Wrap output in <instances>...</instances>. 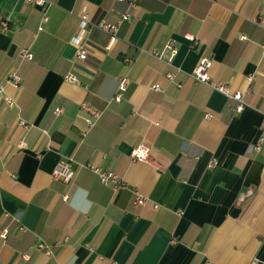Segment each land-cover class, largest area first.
Wrapping results in <instances>:
<instances>
[{
	"label": "crops",
	"instance_id": "crops-1",
	"mask_svg": "<svg viewBox=\"0 0 264 264\" xmlns=\"http://www.w3.org/2000/svg\"><path fill=\"white\" fill-rule=\"evenodd\" d=\"M47 1L0 0V22L10 21L0 29V78L21 77L0 93V264H264V144L255 148L264 25L253 20L264 17V0H138L109 48V33L81 31L82 16L116 21L129 0ZM78 33L85 59L73 42ZM170 40L178 48L172 60ZM202 57L213 60L214 79L248 90L243 111L195 80ZM123 75L131 84L116 101ZM84 102L103 111L85 136ZM141 142L151 146L150 162L131 157ZM66 158L76 172L70 182L52 174ZM86 163L127 186L104 184Z\"/></svg>",
	"mask_w": 264,
	"mask_h": 264
},
{
	"label": "built area",
	"instance_id": "built-area-1",
	"mask_svg": "<svg viewBox=\"0 0 264 264\" xmlns=\"http://www.w3.org/2000/svg\"><path fill=\"white\" fill-rule=\"evenodd\" d=\"M29 3L47 7L50 3L47 0H28ZM130 1V6L131 10H127L123 12L119 19L116 21H109L106 19H102L100 21H91L86 15L82 16L81 20V31H85L88 26L91 27H97L99 29H102L103 31L109 33L110 35V43L107 46L109 48L112 43L116 40L117 38V30L120 25V23L127 19L130 20L134 16V10H137L139 8L138 0H129ZM257 24L264 25V17L263 16H258L253 19ZM0 29L2 31H7L10 29V21L8 19H4L0 22ZM186 37L190 39L192 42H194V45L197 44V40L194 37V35L187 34ZM243 39L247 38L246 35H241ZM73 42L79 45V50L77 52V56L79 59H85L88 55V50L84 46L83 43V35L81 33H78L74 36ZM166 50L170 51V56L169 59L172 60L173 57L176 55L178 52L177 44L174 40L168 41L166 47ZM21 57L31 60L34 58L33 52H31L29 49H21ZM151 54L155 55L158 58H163L164 56V51H158V50H153L151 51ZM127 62H132L133 59L130 57H126L125 59ZM213 65V60L209 57H202L195 67L193 71V77L197 82H203L208 85H210L213 89L227 95L229 98L233 99L236 102V105L233 107V110L235 112H241L245 109L247 103L245 100V95L246 91L242 90H236L232 91L230 86L218 79H214L209 70ZM168 78L171 80L175 79V74L174 73H168L167 74ZM66 79L73 81V82H79V78L72 73H69L66 75ZM253 79V76L250 77V80ZM21 82V77L16 71H13L10 76L6 79H1L0 78V93L2 94L5 89V84L6 83H13V84H19ZM131 84V79L127 75H123L118 77V87H117V92L115 94L114 99L116 101H122L124 94L129 90ZM155 89H161L160 84H155L152 86ZM5 102L9 107H14L17 105L15 99H13L9 95H4ZM82 111L84 112L83 116V121L85 122L86 128L83 130V135L85 136L90 129H92L99 119L102 117L103 111L84 102L82 103ZM63 107H56L55 111L56 113H61L63 111ZM23 124H26L24 121L22 122ZM263 134L259 141L256 143L255 148L257 150H261L264 144V123H263ZM21 148L25 146V142L21 141L19 144ZM131 157L135 160L139 161H145V162H150L151 161V146L145 142H141L138 145H136L131 153ZM83 166L90 168L93 170L99 177L100 181L103 182L104 184H109L112 185V187L115 190H119L121 188L126 187V183L123 180V178L115 173L114 171L104 169L103 167L94 164V163H86ZM53 176L55 178L61 179L65 182H70L74 179L75 177V170L73 169V160L72 159H62L57 166L54 168L52 172ZM137 193L136 197V204L138 205H144L147 201V198L140 193ZM64 199H68V195H64ZM7 234V231H4L2 233L3 237H5ZM38 247L40 249H44V251L47 254H51V248L46 245L44 242H40L38 244Z\"/></svg>",
	"mask_w": 264,
	"mask_h": 264
}]
</instances>
